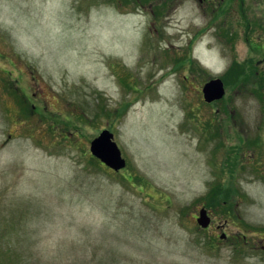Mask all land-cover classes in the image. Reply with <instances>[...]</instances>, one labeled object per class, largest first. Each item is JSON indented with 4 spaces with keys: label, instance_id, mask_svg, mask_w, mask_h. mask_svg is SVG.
I'll use <instances>...</instances> for the list:
<instances>
[{
    "label": "rangeland",
    "instance_id": "rangeland-1",
    "mask_svg": "<svg viewBox=\"0 0 264 264\" xmlns=\"http://www.w3.org/2000/svg\"><path fill=\"white\" fill-rule=\"evenodd\" d=\"M114 1L0 0V264H264V0Z\"/></svg>",
    "mask_w": 264,
    "mask_h": 264
},
{
    "label": "water",
    "instance_id": "water-1",
    "mask_svg": "<svg viewBox=\"0 0 264 264\" xmlns=\"http://www.w3.org/2000/svg\"><path fill=\"white\" fill-rule=\"evenodd\" d=\"M203 96L206 102H212L222 98L224 95L223 83L219 79L207 82L203 89ZM91 154L107 166L117 170L125 163L121 158L120 151L113 141V135L103 131L97 138L90 142ZM209 220L205 217V211L199 212L198 224L203 228L208 225Z\"/></svg>",
    "mask_w": 264,
    "mask_h": 264
},
{
    "label": "trees",
    "instance_id": "trees-1",
    "mask_svg": "<svg viewBox=\"0 0 264 264\" xmlns=\"http://www.w3.org/2000/svg\"><path fill=\"white\" fill-rule=\"evenodd\" d=\"M249 40H250V39H249ZM251 44H252V43H251V41H250V46H251ZM251 47H254V49L262 50V52L264 51V49H261V47H260L259 44H255V46H254V44H253V46H251ZM239 74H242V70H239ZM248 79H249V78H248ZM263 82H264V80H263ZM262 93H264V91H263ZM231 182H232V181H231ZM216 190L218 191V194L221 195V194H222V191H221V190H224V189L218 187V188H216ZM11 248H13V246H9V249H11Z\"/></svg>",
    "mask_w": 264,
    "mask_h": 264
},
{
    "label": "flooded vegetation",
    "instance_id": "flooded-vegetation-1",
    "mask_svg": "<svg viewBox=\"0 0 264 264\" xmlns=\"http://www.w3.org/2000/svg\"><path fill=\"white\" fill-rule=\"evenodd\" d=\"M262 147L264 148V143L262 144ZM239 147H237V148H235V149H238ZM255 154H253V156H254ZM261 155H263V154H261ZM258 164V163H257ZM253 165V167H254V169L253 170H255L256 172H258V173H260V174H262V175H264V166H262V168L261 169H259L258 168V165H255V164H252ZM237 173H238V171H237ZM236 173V174H237ZM261 248H262V250H264V244H262V246H261Z\"/></svg>",
    "mask_w": 264,
    "mask_h": 264
}]
</instances>
